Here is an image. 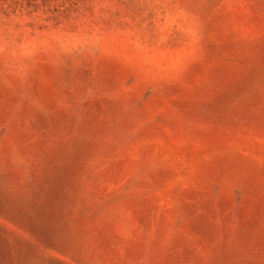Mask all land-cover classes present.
Instances as JSON below:
<instances>
[{"label": "rangeland", "instance_id": "1", "mask_svg": "<svg viewBox=\"0 0 264 264\" xmlns=\"http://www.w3.org/2000/svg\"><path fill=\"white\" fill-rule=\"evenodd\" d=\"M0 264H264V0H0Z\"/></svg>", "mask_w": 264, "mask_h": 264}]
</instances>
